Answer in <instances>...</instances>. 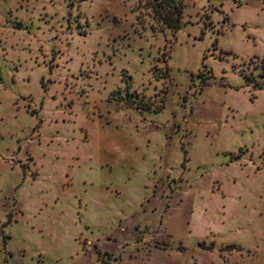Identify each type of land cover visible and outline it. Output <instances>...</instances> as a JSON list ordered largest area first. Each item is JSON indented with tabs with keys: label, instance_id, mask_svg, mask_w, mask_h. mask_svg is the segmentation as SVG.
<instances>
[{
	"label": "rangeland",
	"instance_id": "obj_1",
	"mask_svg": "<svg viewBox=\"0 0 264 264\" xmlns=\"http://www.w3.org/2000/svg\"><path fill=\"white\" fill-rule=\"evenodd\" d=\"M184 5L0 0V251L264 264V0Z\"/></svg>",
	"mask_w": 264,
	"mask_h": 264
},
{
	"label": "trees",
	"instance_id": "obj_2",
	"mask_svg": "<svg viewBox=\"0 0 264 264\" xmlns=\"http://www.w3.org/2000/svg\"><path fill=\"white\" fill-rule=\"evenodd\" d=\"M139 2H145L146 9L152 11V19L163 31H170L172 35H175L181 30L185 9L184 0H139Z\"/></svg>",
	"mask_w": 264,
	"mask_h": 264
},
{
	"label": "crops",
	"instance_id": "obj_3",
	"mask_svg": "<svg viewBox=\"0 0 264 264\" xmlns=\"http://www.w3.org/2000/svg\"><path fill=\"white\" fill-rule=\"evenodd\" d=\"M240 9H241V6L239 7V10ZM237 164H239V166H242L241 162L240 163L235 162L234 165H237ZM220 188L218 190H220ZM167 235L169 236L170 244H172L173 243L172 242V236L169 233H167ZM136 241H137V239L135 240V243H134L135 246L139 247V248H141V247L143 248V246H142L143 243H141V242L137 243ZM169 247H170V245L167 247H163V248H159L158 246H154L151 253L154 250L155 251H166ZM131 248H133V246ZM194 251L196 253H199V254L202 253V250L198 247ZM21 262H23L24 264H29L28 262H26L25 256L23 255L22 251H20V250H14V251L3 250V251H0V264H21Z\"/></svg>",
	"mask_w": 264,
	"mask_h": 264
}]
</instances>
